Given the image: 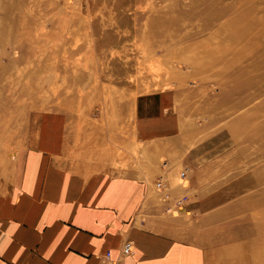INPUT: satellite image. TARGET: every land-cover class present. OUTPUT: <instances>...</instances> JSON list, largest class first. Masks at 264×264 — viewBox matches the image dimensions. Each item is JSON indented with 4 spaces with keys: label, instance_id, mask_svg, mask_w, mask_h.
Returning <instances> with one entry per match:
<instances>
[{
    "label": "rangeland",
    "instance_id": "1",
    "mask_svg": "<svg viewBox=\"0 0 264 264\" xmlns=\"http://www.w3.org/2000/svg\"><path fill=\"white\" fill-rule=\"evenodd\" d=\"M263 56L264 0H0V194L62 116L72 171L148 183L120 251L139 228L264 264Z\"/></svg>",
    "mask_w": 264,
    "mask_h": 264
},
{
    "label": "crops",
    "instance_id": "2",
    "mask_svg": "<svg viewBox=\"0 0 264 264\" xmlns=\"http://www.w3.org/2000/svg\"><path fill=\"white\" fill-rule=\"evenodd\" d=\"M154 99L136 104L141 131L162 113L163 99ZM41 125L38 147L0 194V264H101L99 255L108 250L118 258L148 183L109 170L76 174L65 156L64 118L45 114ZM132 237L136 250L124 264H214L213 254L192 243L139 228Z\"/></svg>",
    "mask_w": 264,
    "mask_h": 264
},
{
    "label": "built area",
    "instance_id": "3",
    "mask_svg": "<svg viewBox=\"0 0 264 264\" xmlns=\"http://www.w3.org/2000/svg\"><path fill=\"white\" fill-rule=\"evenodd\" d=\"M186 174H187L186 171H182L180 173V177H185ZM156 186L158 191H162L164 190L165 182L163 180H158ZM184 204L185 201L183 199H180V201L177 202V207L184 208ZM186 212L187 214H191L190 210ZM135 247H136V243L133 240L131 239L125 240L121 247L119 256L129 257L133 255L135 252ZM124 260H125L124 258L121 259L120 257L119 258L113 257L111 250H108L104 255L101 256L102 264H124Z\"/></svg>",
    "mask_w": 264,
    "mask_h": 264
},
{
    "label": "bare ground",
    "instance_id": "4",
    "mask_svg": "<svg viewBox=\"0 0 264 264\" xmlns=\"http://www.w3.org/2000/svg\"><path fill=\"white\" fill-rule=\"evenodd\" d=\"M224 7H225V6H224ZM225 10H227V7L224 8V11H225ZM239 13H240V12H239ZM220 14H221V13H220ZM220 14H219V15H220ZM219 15H218L217 17H219ZM239 15H242V16H243V14H241V13H240ZM239 15H237V16H239ZM217 17H216V18H217ZM214 18H215V17H214ZM255 22H256V20H255ZM253 23H254V22H253ZM251 24H252V23H251ZM249 25H250V24H249ZM245 29H246V28H245ZM245 29H244V30H245ZM247 29H248V28H247ZM247 29H246V31H247ZM249 32H250V29H249ZM249 32H248V31H247V32L244 31V32H243V36H244V33H245V35H246V34L248 35ZM251 32H252V30H251ZM251 34H252V33H251ZM255 34H256V33H254V37L256 36ZM259 35H260V34H259ZM243 36H242L241 38H244ZM248 36H249V35H248ZM257 37H258V34H257ZM254 41H255V40H254ZM252 45H253V43H252ZM255 45H256V43H255ZM255 45H254V46H255ZM255 47H256V46H255ZM258 47H259V45H258ZM261 47H263V46H260V48H261ZM256 50H257V49H256ZM235 51H236V50H235ZM254 51H255V50H254ZM234 53H235V52H234ZM239 54H240V53H239ZM263 58H264V56H263ZM262 60H264V59H262ZM156 188H157V186H156ZM135 250H136V247H135ZM134 253H135V252H134Z\"/></svg>",
    "mask_w": 264,
    "mask_h": 264
}]
</instances>
